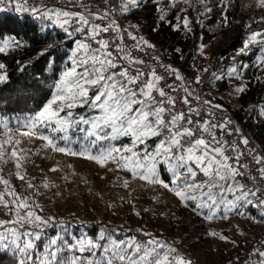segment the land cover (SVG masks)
Here are the masks:
<instances>
[{"label": "snow or ice", "instance_id": "snow-or-ice-1", "mask_svg": "<svg viewBox=\"0 0 264 264\" xmlns=\"http://www.w3.org/2000/svg\"><path fill=\"white\" fill-rule=\"evenodd\" d=\"M150 2L157 5L161 22H167L166 8L183 3V14L176 16L171 26L191 32L193 23L203 25L199 18L193 21L187 15L195 5H199L197 17L217 9L227 27L229 13L238 11L240 0ZM61 3L63 6L43 0H0V14H14L21 24L25 17L44 21L42 32L48 26L57 27L70 41L69 46L74 45L50 98L40 109L23 120L0 117V133L7 136L0 142V162L13 159L16 169H21L24 158L17 151L21 141L16 137L36 138L45 141V149L100 167L112 163L135 180L163 188L206 222L238 215L264 223V151L251 145L242 129L224 114L222 104L204 99L192 87L202 83L200 75L188 80L180 69L161 60L153 43L136 35L139 24L125 27L116 19L117 15L134 14L145 0H103L102 6L86 0ZM257 6L264 8V0H257ZM252 23L264 24V17ZM253 45L264 46V31L250 32L240 54H247ZM23 47L25 42L16 36L0 33V54ZM205 47L200 44L201 55ZM37 55L47 56V67H54L55 51L44 49ZM260 66L264 68V57ZM5 68L0 63V70ZM211 75L217 81L223 78L215 72ZM227 75L238 78V68H228ZM6 79V73L0 72V82ZM244 90L237 87L234 91ZM77 108L83 112L77 113ZM259 115L264 117V109ZM77 129L83 133L80 138L70 134ZM15 176L25 180L20 171ZM0 185V206L6 215H12L10 220H0V251L11 252L15 264H192L174 243L152 233L142 232L145 240L135 236L116 240L106 227H101L94 239L85 234L69 240L58 234L40 249L37 242L42 241L46 227L54 226L55 218L37 214L41 206L11 188L2 168ZM123 186L127 188L129 180H124ZM28 188L33 196L40 194L31 182ZM248 208L258 210V220L248 216L244 211ZM207 235L236 243L215 231ZM260 244L264 245V239ZM242 264H264V247L254 248Z\"/></svg>", "mask_w": 264, "mask_h": 264}, {"label": "rangeland", "instance_id": "rangeland-1", "mask_svg": "<svg viewBox=\"0 0 264 264\" xmlns=\"http://www.w3.org/2000/svg\"><path fill=\"white\" fill-rule=\"evenodd\" d=\"M160 7L164 5L161 4ZM184 7L183 3H177L174 8H166L168 12L166 19L168 20L171 13L174 18L182 15ZM209 7L214 5L209 4ZM198 9L199 5H195L187 13L190 20L195 21L199 18L203 21L202 26L196 23L191 25V32L197 25L200 33L197 41L198 54L189 76L195 78L200 75L202 79L204 77L210 79L214 83L211 93L214 98L236 108L239 93L234 90L237 87H244L238 82L243 78L240 62L234 60L232 64V67L238 68V78L235 76L230 78L227 73L221 74L220 68L223 64L218 69L214 65L218 49L229 43L228 30H224L225 26L222 22L209 26L207 22L211 19L212 13L197 17ZM243 11L248 24H253V20L259 21L261 17H264V8H258L257 0H244ZM204 29L207 30V35L203 33ZM184 31L187 30L184 29ZM202 43L206 45L204 55H201L199 51ZM262 57H264V46H261V54L255 65L260 66ZM203 69H207V72ZM213 72L232 81L227 90L216 91L219 80L212 77ZM255 108L251 107L248 111ZM19 118L23 120L26 117ZM70 134L76 138L83 135L78 129ZM16 138L21 141L17 145V151L24 158L20 161L22 168L16 169L13 159H9L7 163L0 162V168H2V175L9 180L11 188H14L22 197L34 199L41 206L42 210L37 209V214L55 218L54 226L46 227L43 234L53 231L58 225L80 226L83 235L87 234L85 229L94 225L106 227L122 235L134 231L139 234L149 232L174 243L181 252L192 254L200 264H221L230 261L260 228V223L255 220L238 215H230L226 221L206 222L190 209H185L174 194L163 188L148 186L135 180L126 172L117 171L116 165L112 163L100 167L86 159L56 153L50 148L45 149L43 140L20 136ZM5 139L7 136L0 133V142ZM53 168L57 170L51 171ZM17 171L25 174L24 181L16 178ZM126 179L129 180L127 188L123 186V181ZM28 182L37 186L39 195L33 196V190L28 188ZM44 184L48 187H44ZM0 187L3 186L0 185ZM244 211L250 216L248 209ZM136 212L140 215L137 216ZM5 213L6 209L0 206V220L12 219V215ZM209 231L226 235L229 240L236 243H227L209 236L207 235Z\"/></svg>", "mask_w": 264, "mask_h": 264}, {"label": "trees", "instance_id": "trees-1", "mask_svg": "<svg viewBox=\"0 0 264 264\" xmlns=\"http://www.w3.org/2000/svg\"><path fill=\"white\" fill-rule=\"evenodd\" d=\"M243 2L240 0L238 11L229 13L231 17L230 26L224 28L227 31L229 43L217 51L214 65L218 69L221 64L220 72L227 73V69L232 67L236 60L241 64L242 79L238 82L244 85V92L237 97L238 106L231 107L229 103L220 102L216 97L213 103L222 104L224 109L234 114L243 124L244 133L253 139L264 151V117L259 115L260 110L264 109V68L255 65L261 54V46H250L247 54H240V49L247 39L250 32L264 31V24L253 23L248 28L247 17L243 11ZM161 6V5H160ZM160 11L157 5L150 0H145V5L136 10L134 14L127 15L130 24H139L140 32L156 47L162 49V56L168 58L175 65L183 67L185 74L190 75L193 71V64L198 54L197 25L193 32L184 30H173L175 18L171 13L167 22L157 19ZM211 19L207 22L209 26L221 23L219 11L214 8ZM45 24L31 17H25L21 24L15 15L9 13L0 14V33L4 36L13 35L25 42V47L13 50L9 49L8 54H0V63H4L6 68L0 72L6 73L7 79L0 82V116L14 119L16 117H27L40 109L52 94V86L59 74L68 64V55L71 53L70 41L65 38V34L57 27H46L42 32L41 25ZM156 27L158 31L153 32ZM203 33L208 34L204 29ZM48 49L56 52V63L54 67H47L48 57L38 56L37 53ZM175 49H179L176 52ZM192 78V77H191ZM194 79V78H193ZM232 84L225 77L217 83V92L227 90ZM215 92V90L213 91ZM251 107H256L248 111ZM77 113H82L83 109H76ZM250 216L259 218V212L255 208H248ZM71 226V229H70ZM58 225L53 231L43 234L42 241L37 242L38 248L57 234H63L67 239L80 237L83 234L82 228L77 225ZM68 228V229H67ZM101 227L94 225L85 229L89 238H96ZM111 230V229H110ZM112 237L117 240L129 236H135L139 240H145L144 235L138 232L120 234L111 230ZM99 254V253H98ZM0 264H15L11 252L0 251Z\"/></svg>", "mask_w": 264, "mask_h": 264}, {"label": "built area", "instance_id": "built-area-1", "mask_svg": "<svg viewBox=\"0 0 264 264\" xmlns=\"http://www.w3.org/2000/svg\"><path fill=\"white\" fill-rule=\"evenodd\" d=\"M43 2L45 4L48 5H53V6H63L61 3V0H43ZM86 2L90 3V4H94L97 6H102L103 4V0H86ZM14 15V14H11ZM116 19L118 20L119 23H121L122 25H124L125 27L130 24L127 16L124 15H117ZM39 21V20H38ZM42 23H46L44 21H40ZM136 35H143V32L137 31ZM145 37V36H144ZM157 49V53L158 55H160L161 60L164 63L173 65L174 67H176L177 69H180L182 74L185 76V78H187L188 80H193V78H191L190 76L185 74V71L183 69L182 66L180 65H175L172 63V61L168 58H164L162 56V49L156 47ZM145 59H147V57H145ZM213 84L210 79H206V77H204L202 79V83L200 85H196L193 84L192 87L197 89L198 92L203 94L204 99H211L213 101L214 96L211 94L212 90H213ZM226 116L230 117L232 119V121L238 125L243 133H244V127L243 124L240 122V120L232 113H230L229 111L226 110V112L224 113ZM245 134V133H244ZM249 138V137H248ZM251 145L255 146L257 151H262L261 148L259 147V145L251 138H249ZM250 160V158H249ZM264 239V223H260V228L259 230L255 231L252 235V237L250 238L249 241H247L244 246L241 248V250L236 253V255L227 263H221V264H242L243 261H245L249 256L251 251L256 248V247H264V245L260 244V241ZM181 252V251H180ZM181 254L185 255L186 257H188L189 259H191L192 264H200V262L198 261V259L196 257H194L192 254L187 253V252H181Z\"/></svg>", "mask_w": 264, "mask_h": 264}]
</instances>
